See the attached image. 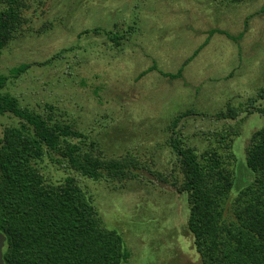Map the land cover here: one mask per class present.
Listing matches in <instances>:
<instances>
[{"label": "rangeland", "instance_id": "1", "mask_svg": "<svg viewBox=\"0 0 264 264\" xmlns=\"http://www.w3.org/2000/svg\"><path fill=\"white\" fill-rule=\"evenodd\" d=\"M39 1L30 25L4 51L0 74L35 65L6 91L83 133L85 150L93 146L106 159L138 163L131 169L136 178L108 182L83 178L46 157L40 164L46 179H78L106 227L122 235L132 254L127 264H200L187 228L190 197L173 186L183 174L170 147L172 123L193 111L177 128L184 145L202 156L224 137L221 152L246 160L253 134L264 127V114L254 113L264 109V0ZM212 30L244 35L235 43L215 34L184 66ZM113 35L123 38L117 43ZM57 54L47 66L37 65ZM151 67L157 70L138 78ZM181 69L176 80L160 73ZM229 108L244 113L218 118ZM18 124L0 116V136Z\"/></svg>", "mask_w": 264, "mask_h": 264}, {"label": "trees", "instance_id": "2", "mask_svg": "<svg viewBox=\"0 0 264 264\" xmlns=\"http://www.w3.org/2000/svg\"><path fill=\"white\" fill-rule=\"evenodd\" d=\"M34 1L0 0V59L22 27L30 25ZM260 13H264V7ZM215 34L225 35L235 43L244 35L235 37L221 30L210 31L208 40L184 66ZM122 38L112 36L117 43ZM58 58L57 54L37 65L47 66ZM34 65L23 63L9 74H0V116L10 115L19 121L16 126L5 128L0 136V232L9 245L5 262L127 264L132 254L122 235L106 227L78 179L68 176L62 183H52L40 164L48 157L56 166L83 178L121 182L137 177L131 170L138 167L137 160L106 159L93 146L85 150L83 133L50 115L22 106L19 98L6 90L11 80L20 79ZM156 70L157 67H151L138 78ZM160 73L176 80L182 77L183 69L177 74ZM259 98L264 99V89ZM45 108L54 113L53 106ZM254 111L264 114V109ZM243 113L229 108L218 118L236 120ZM194 115L189 111L176 117L170 147L183 174L181 184L174 182L173 186L179 194L190 197L187 228L194 238L200 264H264V127L253 134L245 161L221 152L220 146H226L224 137L219 147L199 156L177 134L181 122ZM234 161L237 163L232 168Z\"/></svg>", "mask_w": 264, "mask_h": 264}, {"label": "water", "instance_id": "3", "mask_svg": "<svg viewBox=\"0 0 264 264\" xmlns=\"http://www.w3.org/2000/svg\"><path fill=\"white\" fill-rule=\"evenodd\" d=\"M7 238L0 232V264H6L5 255L8 252Z\"/></svg>", "mask_w": 264, "mask_h": 264}]
</instances>
